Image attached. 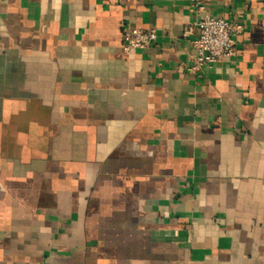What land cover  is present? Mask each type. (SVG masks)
<instances>
[{
	"label": "crops",
	"instance_id": "obj_1",
	"mask_svg": "<svg viewBox=\"0 0 264 264\" xmlns=\"http://www.w3.org/2000/svg\"><path fill=\"white\" fill-rule=\"evenodd\" d=\"M201 2L192 72L188 0H0V264H264V0Z\"/></svg>",
	"mask_w": 264,
	"mask_h": 264
},
{
	"label": "built area",
	"instance_id": "obj_2",
	"mask_svg": "<svg viewBox=\"0 0 264 264\" xmlns=\"http://www.w3.org/2000/svg\"><path fill=\"white\" fill-rule=\"evenodd\" d=\"M196 18L186 24L182 37L189 41V65L192 72L212 65L220 59H231L236 55V37L244 26L239 21L215 17L206 12L201 0H188ZM158 38L155 28H142L122 23V49H143L153 45Z\"/></svg>",
	"mask_w": 264,
	"mask_h": 264
}]
</instances>
